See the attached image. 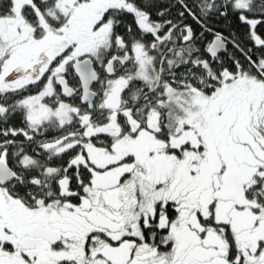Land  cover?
<instances>
[{
    "label": "snow or ice",
    "instance_id": "obj_1",
    "mask_svg": "<svg viewBox=\"0 0 264 264\" xmlns=\"http://www.w3.org/2000/svg\"><path fill=\"white\" fill-rule=\"evenodd\" d=\"M156 6L0 0V264H264V0Z\"/></svg>",
    "mask_w": 264,
    "mask_h": 264
},
{
    "label": "trees",
    "instance_id": "obj_2",
    "mask_svg": "<svg viewBox=\"0 0 264 264\" xmlns=\"http://www.w3.org/2000/svg\"><path fill=\"white\" fill-rule=\"evenodd\" d=\"M137 2L140 3V0H137ZM168 2H169V0H154L155 5H157L156 7L151 9L154 19H158V17L156 16V12L160 8L166 7ZM176 11H177L176 8L171 9V16H169V18H171L172 16H175ZM123 23L125 25L132 24L134 28L136 27V25L134 23V17L131 14H128L123 18ZM214 25H215L216 30L222 31L225 34H227L230 29H236V30L240 31L241 33L246 31V29L238 28V26L234 20H232V22L230 23L229 21L224 20L223 18H220V17L215 18ZM120 31H124V28L122 27L120 29ZM149 39H150V37H149ZM207 39L210 40V39H212V37L210 35H207ZM249 46H251V45H249ZM10 124H11V126H14V127H22L23 126L19 116L13 117L12 120L10 121ZM53 134L54 133H49V135H53ZM17 139L22 140L23 137H18ZM32 147H35V145H33Z\"/></svg>",
    "mask_w": 264,
    "mask_h": 264
}]
</instances>
